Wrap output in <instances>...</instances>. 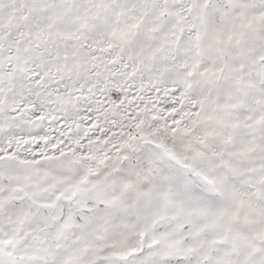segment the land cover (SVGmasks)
<instances>
[{"label":"snow or ice","instance_id":"6c2138e0","mask_svg":"<svg viewBox=\"0 0 264 264\" xmlns=\"http://www.w3.org/2000/svg\"><path fill=\"white\" fill-rule=\"evenodd\" d=\"M0 264H264V0H0Z\"/></svg>","mask_w":264,"mask_h":264}]
</instances>
